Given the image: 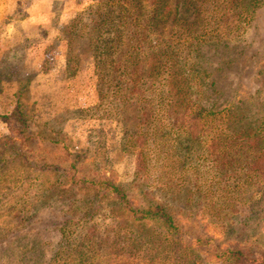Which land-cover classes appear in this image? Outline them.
Returning a JSON list of instances; mask_svg holds the SVG:
<instances>
[{"label": "rangeland", "instance_id": "rangeland-1", "mask_svg": "<svg viewBox=\"0 0 264 264\" xmlns=\"http://www.w3.org/2000/svg\"><path fill=\"white\" fill-rule=\"evenodd\" d=\"M45 1L0 0V264H239L232 251L264 264V170L235 136L264 124V0L239 30L207 25L220 41L151 35L137 81L123 69L131 24L92 42L100 0L35 13ZM167 40L177 64L157 72ZM195 107L215 114L201 135L172 130ZM156 205L171 225L138 221Z\"/></svg>", "mask_w": 264, "mask_h": 264}, {"label": "trees", "instance_id": "trees-1", "mask_svg": "<svg viewBox=\"0 0 264 264\" xmlns=\"http://www.w3.org/2000/svg\"><path fill=\"white\" fill-rule=\"evenodd\" d=\"M242 1L246 0H100L97 3L96 8H93L95 17L92 19V30L96 33V38L95 40L93 39L92 42L100 41L101 38L99 39L98 34L101 32L100 29H102V27H106L105 29L108 31L114 30L115 27L113 26V23L115 22V19H118L121 22L119 29L121 31H117L120 37L117 38L125 36V32L122 30L125 29L127 24H131L133 29L130 33V39L125 45L126 52L124 53V55L127 57L126 60H128V64L126 66L124 65L123 69L125 71L128 69H133V71H131V76H133L132 79L134 81H137L139 80L137 79L136 75L138 63L140 62L141 57L144 55V46H146L150 41L151 35H156L161 38L160 34L166 33V31H164L165 28L173 25L171 26V30H177L176 33L180 39L189 38L190 45L197 46L198 43H204L209 39L214 38L211 37L213 34L212 30H208L214 25H216L218 29L219 27H223L225 25V27L228 28L227 23L229 21H235L237 23L235 30H239L241 26L240 22L248 23L251 20L254 8L259 2L250 0L252 2L248 3L247 6H240ZM207 3H210V5L213 6L210 11L207 10L208 8H205ZM187 12H190L193 16L192 23L188 21V17L186 16ZM203 14H206L207 16L201 17ZM189 15L190 14H188V16ZM78 16L80 17V14ZM79 21L80 20H78V22ZM197 22L199 24L196 25V28L193 27V25ZM207 25L210 27H207ZM70 28H73L71 29V32H73L72 30H74L75 27H68L66 28L67 31ZM223 29H220L221 32L215 36L214 40L217 39L220 41L221 36L225 34ZM129 42H132V44ZM101 43L102 48L108 51L109 45L111 44L112 46L113 41L108 35L106 41L103 39ZM164 43L165 47L163 49L152 53L154 56H156V64L154 65V69L157 70V72L161 71L162 73L169 69L171 71L172 68L169 62H175L172 67L177 64L175 61L176 58H174L173 55L175 48L170 45L168 40ZM96 47L98 48L97 45ZM169 48L170 52L168 51ZM185 64L186 63L178 65V72L180 73L181 80L183 79L182 85L178 86L179 88H181L183 84L190 87L189 84L191 83V78L187 77L189 78V80H187L185 77L186 74L183 75V72L185 71ZM120 69L121 68H117V71H120ZM133 80L131 81L133 82ZM117 88H119L118 91L121 90L119 85ZM184 114L187 120L181 124L174 123L171 125V128L174 131L176 129L177 133L182 131L184 134L188 135V138H190L189 136H191L192 133L197 134V137H199L201 135L199 132V125L201 124L200 122H203L202 125L204 129L207 127V119L215 115L214 113L199 107H195V109L191 110L190 112L185 111ZM210 121H212V119ZM191 122H196L199 124L195 126L189 125ZM143 134L144 133H141V136ZM235 136L238 143L243 142L247 148L255 150V152H253V156H251V162L249 164L251 167L250 172L256 175L257 171H263L264 167L261 164L263 163L264 159V124L254 129L237 132ZM140 138L142 139V137ZM176 140L179 139L176 138ZM180 145L181 144L179 142V146ZM139 157H141L142 160L145 158L142 151L139 153ZM253 178L255 177L253 176ZM109 187V192L115 194L117 198L121 200V204L126 205L127 202L124 192L116 186ZM127 210L132 214L134 213L131 209ZM170 210L171 208L168 209V207L165 205H156L151 211L140 212V217L137 219L138 221L147 219L162 221L163 224L169 226L173 222V217L170 213ZM229 254L239 264H246L241 261V251H232L229 252L228 255ZM250 262V264H254L255 260Z\"/></svg>", "mask_w": 264, "mask_h": 264}, {"label": "crops", "instance_id": "crops-1", "mask_svg": "<svg viewBox=\"0 0 264 264\" xmlns=\"http://www.w3.org/2000/svg\"><path fill=\"white\" fill-rule=\"evenodd\" d=\"M55 2H57V1H55V0H46L45 1V5H43V9H42V7L41 8H38L37 6L39 5V4H37V6H34L33 8H38L37 10L35 9V13H39V12H45V13H50V12H54V3ZM44 3V2H43ZM45 8V9H44Z\"/></svg>", "mask_w": 264, "mask_h": 264}]
</instances>
